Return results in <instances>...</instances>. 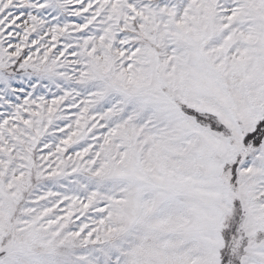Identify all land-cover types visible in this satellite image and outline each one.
I'll list each match as a JSON object with an SVG mask.
<instances>
[{"label": "snow or ice", "instance_id": "6c2138e0", "mask_svg": "<svg viewBox=\"0 0 264 264\" xmlns=\"http://www.w3.org/2000/svg\"><path fill=\"white\" fill-rule=\"evenodd\" d=\"M0 264H264V0H0Z\"/></svg>", "mask_w": 264, "mask_h": 264}]
</instances>
